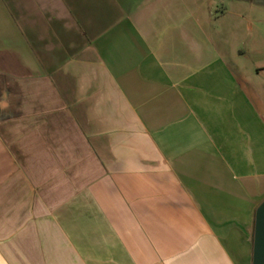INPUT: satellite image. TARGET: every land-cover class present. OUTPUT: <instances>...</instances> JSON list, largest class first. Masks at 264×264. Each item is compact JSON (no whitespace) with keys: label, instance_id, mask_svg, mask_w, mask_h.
Instances as JSON below:
<instances>
[{"label":"crops","instance_id":"0c3cea01","mask_svg":"<svg viewBox=\"0 0 264 264\" xmlns=\"http://www.w3.org/2000/svg\"><path fill=\"white\" fill-rule=\"evenodd\" d=\"M234 5L219 41L213 0H0L1 264H252L264 67L230 33L264 0Z\"/></svg>","mask_w":264,"mask_h":264},{"label":"rangeland","instance_id":"374dc122","mask_svg":"<svg viewBox=\"0 0 264 264\" xmlns=\"http://www.w3.org/2000/svg\"><path fill=\"white\" fill-rule=\"evenodd\" d=\"M213 2V12L217 17L214 22L213 28L216 29L215 35L220 41L222 39L221 36L225 33L226 24H230V21H233L234 19L231 11H235L237 8L234 5V0H213ZM226 10V17L221 16L223 14L222 12L226 13ZM246 17L247 20H245L244 22L245 26H243V30L232 31L230 35H232L235 48L243 50L245 55H247L243 57L242 65L248 69L255 70V64H258V66L260 67H264V57L262 59H256L253 57L255 51L264 54V21H257L256 18L251 14L249 15V13L246 14ZM260 27H262V29H260ZM242 37L244 43L240 42V39ZM60 205L61 203H58V208L60 207ZM1 220L10 222V218H0V222ZM1 235L2 234H0V236Z\"/></svg>","mask_w":264,"mask_h":264},{"label":"water","instance_id":"95a60500","mask_svg":"<svg viewBox=\"0 0 264 264\" xmlns=\"http://www.w3.org/2000/svg\"><path fill=\"white\" fill-rule=\"evenodd\" d=\"M252 264H264V200L256 210Z\"/></svg>","mask_w":264,"mask_h":264}]
</instances>
